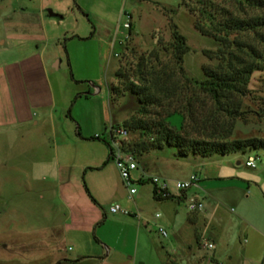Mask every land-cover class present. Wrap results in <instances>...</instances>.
<instances>
[{
    "label": "rangeland",
    "instance_id": "rangeland-1",
    "mask_svg": "<svg viewBox=\"0 0 264 264\" xmlns=\"http://www.w3.org/2000/svg\"><path fill=\"white\" fill-rule=\"evenodd\" d=\"M215 1L235 11L231 0ZM197 2L3 0L0 2V72L7 69L2 63L17 62L34 54L40 56L47 65L48 83H52L58 98L55 115L59 136L74 118L78 123L73 128L77 130L81 125L85 134L92 136L86 141H99L93 140L94 136H99L111 144V126L129 120L139 107L132 94H126L116 103L110 95V85L118 84L115 73L127 45L125 34H130L124 25H133L136 38L131 44L136 53H144L156 47V33H161L166 43L171 41L170 22L173 20L191 48L185 57L187 73L201 81L203 66L210 64L203 52L217 50L218 43L196 31V17L190 7ZM50 13L56 15L51 17ZM19 20L38 23L39 29L30 26L27 32L1 45L10 34L9 22ZM105 21L114 26L113 37L104 28ZM127 59L135 61L131 54ZM126 63L124 60L123 64ZM244 112V119L237 122L232 139H264L263 71L256 72L252 78L250 94L244 99ZM169 122L180 128L183 116L174 114ZM0 131L4 132L0 135V264H44L39 251L45 235L28 227L44 223V209L54 203L52 190L39 184L37 189L29 191L23 182L25 167L21 164L19 149L28 143L22 140L27 138V129L9 131L2 126ZM11 137L14 141L10 142ZM135 141H139V135L129 134L127 143ZM176 155L177 149L168 146L145 156L137 155L139 167L132 176L138 193L131 200L125 186L124 189L125 209L140 218L136 217L132 238L128 231L126 241L121 238L118 217L104 226L111 245L131 254L136 264H264V238L255 235L257 230L264 236V149L206 159ZM250 157L257 159L256 169L246 166ZM146 168L152 174L156 169L163 171L166 175L161 176L169 182L177 178L184 180L196 173L202 181L199 188H191L187 194L189 198L197 195L204 201L205 209L215 211L207 227L200 224L195 228L190 224L192 213L185 199L156 200L154 185L140 182L150 178ZM41 194L46 195V200L39 199ZM13 209L19 211L16 217L3 214ZM161 227L168 233L167 237L159 232ZM203 240L212 243L214 248L204 249Z\"/></svg>",
    "mask_w": 264,
    "mask_h": 264
},
{
    "label": "trees",
    "instance_id": "trees-1",
    "mask_svg": "<svg viewBox=\"0 0 264 264\" xmlns=\"http://www.w3.org/2000/svg\"><path fill=\"white\" fill-rule=\"evenodd\" d=\"M231 2L235 11L215 0H198L190 7L196 31L218 43L217 50L203 52L210 64L203 66L201 81L187 73L185 57L191 48L173 20L171 41L166 43L156 33L157 45L150 51L136 53L130 35L115 73L118 84L110 85L113 103L129 93L139 104L134 116L112 126L139 135V141L124 142V150L141 157L168 146L177 149L178 157L206 159L264 149L261 138L232 139L237 122L245 116L244 99L252 78L264 72V0ZM130 54L135 61H128ZM174 114L183 116L180 128L169 122ZM106 143L109 160H114L113 147ZM153 193L158 201L174 198L158 195L155 188Z\"/></svg>",
    "mask_w": 264,
    "mask_h": 264
},
{
    "label": "crops",
    "instance_id": "crops-1",
    "mask_svg": "<svg viewBox=\"0 0 264 264\" xmlns=\"http://www.w3.org/2000/svg\"><path fill=\"white\" fill-rule=\"evenodd\" d=\"M55 15L50 13L51 17ZM103 25L109 30H106L108 35L113 37L116 33L114 26L107 21ZM30 26L39 29L38 23L34 24L33 21L9 22L10 34H7L1 45L5 46L6 40L27 32ZM129 33L131 34L125 35L136 38L133 25ZM2 65L7 69L0 72V127H6L9 131L27 129V138L22 140H28V143L19 147L22 153L21 164L25 167L23 182L29 191L37 189L39 184H44L53 194V205L43 212L44 223L36 227L27 226L28 229L41 231L45 235L40 243L41 262L136 264L131 254L111 245L110 237L103 231L104 226L118 217L121 223V238L124 240L128 231L129 237L132 238L133 222L136 219L132 211L131 215L111 213L114 205L126 210V192L116 163L109 160L110 148L106 140L100 139L92 143L86 141L85 139L92 136L85 134L81 125L77 130L74 129L73 126L78 123L74 118L73 125L69 123L66 129L60 131L59 136L55 115L58 98L53 92L52 83H48L47 65L40 56L34 54L24 60ZM42 132L43 136L36 135ZM3 134L4 132L0 131V135ZM94 138L93 140H98ZM11 140L14 141L12 137L10 142ZM145 155L148 153L143 156ZM145 172L150 178L143 177L141 180L144 183L150 182L154 176L165 179L163 176L166 175L157 169L155 174H152L149 168H146ZM191 177L186 176L184 180L177 178L170 182L165 179L169 183V194L174 200L189 198L187 192L179 193L175 185L178 181H186ZM200 182L192 188H199ZM39 199L46 200V195L41 194ZM209 209L206 207L202 213H192L189 217L190 224L195 228L202 224L206 228L209 217L215 213ZM3 214L16 217L19 211L6 210ZM20 215L24 219V214ZM9 227L10 224H7V228ZM255 235L264 238L257 230ZM247 241L248 239L244 240L245 243Z\"/></svg>",
    "mask_w": 264,
    "mask_h": 264
},
{
    "label": "built area",
    "instance_id": "built-area-1",
    "mask_svg": "<svg viewBox=\"0 0 264 264\" xmlns=\"http://www.w3.org/2000/svg\"><path fill=\"white\" fill-rule=\"evenodd\" d=\"M126 30L131 28L130 23H126L124 25ZM129 40L130 35L127 37ZM129 133L123 127H119L117 129H110V138H111V145L113 147L114 152V162L116 163L121 178L123 180V184L126 187L129 193V199L133 200L134 196L137 194V189L134 187V180L132 173L138 169V160L137 156L129 151L124 150V142H127V137ZM246 166L252 169H256L257 167V159L250 157L249 160L246 162ZM141 181V180H140ZM150 182L154 185L156 192L158 195H170L169 194V183L167 180L162 179L161 177L154 176L150 179ZM200 179L197 175H193L189 180L186 181H178L175 185L177 191L179 193H185L193 186L198 185ZM188 209L191 213H202L205 211V204L204 201L199 199L197 196H193L191 198L185 199ZM111 213L119 214L123 213L125 215H131V213L127 210H123L121 206L114 205L111 208ZM136 217L140 218L139 216L135 215ZM160 217V215H157ZM159 232L164 236L167 237L168 233L165 231L163 227L159 229ZM202 247L204 249H213L214 245L206 240H203Z\"/></svg>",
    "mask_w": 264,
    "mask_h": 264
}]
</instances>
